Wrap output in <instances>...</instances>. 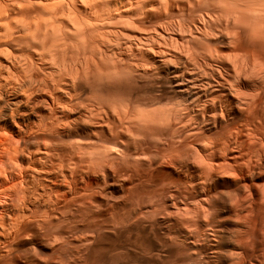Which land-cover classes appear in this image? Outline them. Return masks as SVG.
Wrapping results in <instances>:
<instances>
[{"label": "clouds", "instance_id": "obj_1", "mask_svg": "<svg viewBox=\"0 0 264 264\" xmlns=\"http://www.w3.org/2000/svg\"><path fill=\"white\" fill-rule=\"evenodd\" d=\"M0 264H264V0H0Z\"/></svg>", "mask_w": 264, "mask_h": 264}]
</instances>
